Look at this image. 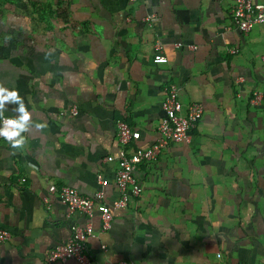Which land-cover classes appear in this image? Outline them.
Instances as JSON below:
<instances>
[{"label": "crops", "instance_id": "crops-1", "mask_svg": "<svg viewBox=\"0 0 264 264\" xmlns=\"http://www.w3.org/2000/svg\"><path fill=\"white\" fill-rule=\"evenodd\" d=\"M235 1L0 0V82L47 125L22 151L0 139V264H59L49 251L73 225L90 228L91 264H264V24L239 31ZM169 85L203 104L190 142L136 166L142 192L107 230L97 210L69 212L49 186L116 200V122L140 133L129 152L154 142Z\"/></svg>", "mask_w": 264, "mask_h": 264}, {"label": "built area", "instance_id": "built-area-1", "mask_svg": "<svg viewBox=\"0 0 264 264\" xmlns=\"http://www.w3.org/2000/svg\"><path fill=\"white\" fill-rule=\"evenodd\" d=\"M151 17L153 16H147L144 20L148 21ZM232 20L235 27L244 34H247L255 25L264 24V0L260 2L255 0H236L232 9ZM175 45L176 47H181L182 43L178 42ZM188 48L195 49L196 46L189 44ZM154 49L153 61L155 63L166 62L165 56L161 53L162 43L159 39L154 42ZM261 60L264 63V52L261 55ZM262 100L263 94L260 91H255L251 98L252 105L257 106L261 104ZM162 110L163 115L158 124L156 140L146 146L137 147L130 152L127 149L130 141L139 138L140 133L124 120L116 122L117 141L120 150L115 157L118 161L115 184L120 196L111 204L104 201L102 191H97L94 195L88 196L81 194L76 188L69 185L56 186L51 184L48 188L49 192L56 194L69 212L78 211L90 216L97 210L101 216L102 229L107 230L113 217L112 209L125 208L131 198L139 197L142 192L141 184L134 175L136 166L141 163L149 164L155 162L162 150L173 143L190 142L191 131L201 120L204 107L200 102L182 103L177 88L174 85H169L162 101ZM72 112L76 114V108H73ZM113 158L108 156L107 160H112ZM98 180L102 185L107 184V181L100 175ZM89 234V227L73 225L69 241L51 248L48 254V261L65 264L68 259H74L80 264H91L86 246ZM11 238V232L0 227V243L6 242ZM116 264L132 263L119 261Z\"/></svg>", "mask_w": 264, "mask_h": 264}, {"label": "clouds", "instance_id": "clouds-1", "mask_svg": "<svg viewBox=\"0 0 264 264\" xmlns=\"http://www.w3.org/2000/svg\"><path fill=\"white\" fill-rule=\"evenodd\" d=\"M8 105H14L12 116H5ZM45 123H35L33 113L29 110L24 98L16 88L6 87L0 82V138L14 150L22 151L28 143V134L33 127L43 129Z\"/></svg>", "mask_w": 264, "mask_h": 264}]
</instances>
